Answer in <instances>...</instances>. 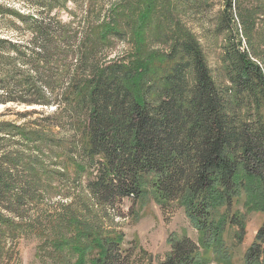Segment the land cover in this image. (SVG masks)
<instances>
[{"label": "trees", "instance_id": "trees-1", "mask_svg": "<svg viewBox=\"0 0 264 264\" xmlns=\"http://www.w3.org/2000/svg\"><path fill=\"white\" fill-rule=\"evenodd\" d=\"M56 1L66 2L50 0V9ZM187 2L190 9L198 1ZM236 5L250 27L252 10L242 0L226 1L224 20L233 23ZM177 10L172 0H88L93 24L44 23L32 13L40 40L0 37V264L17 252L8 240L23 226L15 220L24 209L50 187L61 192L48 180L69 187L71 176L79 182L85 173L95 174L88 189L96 204L138 201L148 186L162 207L183 206L198 241L172 233L160 264L228 263L232 229L234 245L243 243L246 215L235 202L245 194L246 208L264 212V64L229 42L218 83ZM154 17L167 45L157 52L130 37ZM118 40L136 48L110 58ZM10 115L16 119L3 118ZM69 216L75 236L53 238L55 252L75 253L73 264H124L114 234ZM244 264H264V222Z\"/></svg>", "mask_w": 264, "mask_h": 264}, {"label": "rangeland", "instance_id": "rangeland-1", "mask_svg": "<svg viewBox=\"0 0 264 264\" xmlns=\"http://www.w3.org/2000/svg\"><path fill=\"white\" fill-rule=\"evenodd\" d=\"M196 1L197 6L191 7L192 9L187 8V0H172V4L177 5L181 20L200 39L207 62L218 83L225 81L221 74L220 55L229 42L233 46L241 44L242 49H248L257 61L264 64V0H242L243 8L247 12L252 10L251 14L247 13L248 16L251 15L250 27L244 25L239 18L237 5L234 8L233 23L224 20L227 0H192ZM49 2L50 0H0V37L19 42L21 45H32L37 39L40 40V36L34 34L36 23L31 17L32 13L40 14L39 20L44 23L56 24L61 21L62 24H70L72 27H84L90 22L93 24L95 20L98 21L95 16L89 20L86 18L84 10L88 0H66L63 2L65 5L56 1L57 5L52 9ZM19 14L25 15V18ZM159 19L167 22L165 18ZM159 26L160 21L154 17L149 20L146 28L132 31L130 37L135 36L138 47L142 43L143 48L155 52L162 51L167 45L159 38ZM138 32L139 34L135 35ZM6 47L12 48L8 44ZM110 48H113L110 58H115L128 55L131 48H136V44L131 40H118L114 47ZM24 108L25 106H20L18 110ZM3 111L5 107L0 106V114ZM3 118L16 119V116ZM73 176L70 177L69 187L61 183L59 178L48 180L53 182V187L59 186L61 192L50 187L51 191L46 196H38L33 206L24 209L23 220H15L17 223H23V226L18 229L16 237L8 240V246L17 251L10 264H73L77 259L75 253L68 250L63 253L55 252L51 243L55 237L75 236L69 218L72 214L91 224L92 228L103 234L102 236H105L104 233L114 234L120 242L119 253L124 264H160L170 251L167 239L172 233L187 234L192 240L198 241V232L178 201L162 207L146 186L145 193L138 201H134L132 197L121 198L117 199L112 207H108L92 200L88 184L95 174L90 178V175L85 173L79 182H74ZM248 198L249 196L245 198L244 194L235 202L236 209L246 215V236L242 244L234 245L235 230L227 233L231 256L225 264H244L245 252L264 222V212L254 207L246 208L245 202ZM10 214L11 217L17 215ZM87 258L89 259L88 256ZM208 261V264H223L213 258ZM6 264H9V261H6Z\"/></svg>", "mask_w": 264, "mask_h": 264}]
</instances>
